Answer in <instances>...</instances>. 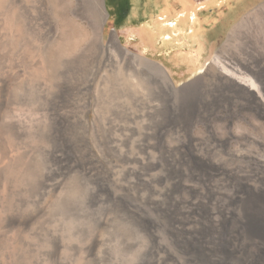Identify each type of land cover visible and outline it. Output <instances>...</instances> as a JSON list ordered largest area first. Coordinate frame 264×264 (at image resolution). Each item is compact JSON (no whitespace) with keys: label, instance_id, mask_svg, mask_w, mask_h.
Returning <instances> with one entry per match:
<instances>
[{"label":"rangeland","instance_id":"374dc122","mask_svg":"<svg viewBox=\"0 0 264 264\" xmlns=\"http://www.w3.org/2000/svg\"><path fill=\"white\" fill-rule=\"evenodd\" d=\"M192 1L203 12L195 17L194 39L186 43L174 33L167 40L169 30L161 33L157 18L168 7L176 10L172 0H0L2 95L14 98L10 108L22 123L46 126L53 123L47 109L69 94L55 106L68 114L64 123L82 127L89 139L98 127L106 129V159L143 154L156 142L153 131L159 120H154L152 105L166 80L174 98L205 96L213 92L215 76L246 87L249 83L240 78L251 80L264 72V0H219L206 8L204 0ZM119 7L126 11L116 16ZM187 8L180 12L188 17ZM146 29L150 37L141 39L139 32ZM216 58L233 78L214 67ZM253 112L251 124L217 121L214 134L200 126L193 135L197 141L255 154L256 142L264 143V116ZM164 141L176 144L178 138ZM93 153L97 155L96 147ZM76 201L78 208L56 211L63 237L71 239V245L59 248L56 264H76L78 255L86 264H155L146 240L107 204L83 207L82 195ZM14 234L0 230L4 239ZM29 237L36 242L33 254L39 264H48L44 252H37V239ZM1 248L0 264H5Z\"/></svg>","mask_w":264,"mask_h":264},{"label":"bare ground","instance_id":"6f19581e","mask_svg":"<svg viewBox=\"0 0 264 264\" xmlns=\"http://www.w3.org/2000/svg\"><path fill=\"white\" fill-rule=\"evenodd\" d=\"M213 63L234 77L220 59ZM215 77L210 95L179 98L166 80L152 105L155 144L111 159L106 129L89 139L82 127L64 123L68 114L55 106L69 94L47 109L52 124L28 126L15 117L14 98L2 95L0 83V230L15 233L0 235L5 264H39L30 235L37 252L56 264L59 248L71 245L56 211L78 208L80 195L83 207L107 204L146 240L155 264H264V143L256 142L254 154L193 135L200 126L214 134L217 121L251 124L254 110L264 116V72L240 78L246 87ZM173 135L178 142L165 143ZM76 264L85 258L78 255Z\"/></svg>","mask_w":264,"mask_h":264},{"label":"crops","instance_id":"0c3cea01","mask_svg":"<svg viewBox=\"0 0 264 264\" xmlns=\"http://www.w3.org/2000/svg\"><path fill=\"white\" fill-rule=\"evenodd\" d=\"M219 0H204L203 2V7L206 8L208 5L213 4L215 2H218ZM172 6L176 7V10L169 11L166 14H163L162 17H158L157 19L160 21L161 24V30L164 35L165 31H168V37L167 40L171 41L172 39V34L174 33L177 40L180 39V42H186L189 40L191 41L195 37V17L196 18H201V13L203 10H195L196 8V2H193L192 0H172ZM185 7L187 8V11L189 13L188 17L186 16L187 13H181L180 10L184 9ZM173 21V22H172ZM164 24V25H163ZM167 24V25H166ZM181 25H183L181 27ZM153 31V27L149 29V31ZM144 32V33H142ZM140 33V38L143 36V38L149 39L150 35L146 30H142ZM181 35V38L179 37ZM179 37V39H178ZM186 38L187 40H182V38ZM142 39V38H141ZM188 41V42H189ZM145 42V41H144ZM150 41L145 42L146 44H152ZM174 43V42H173Z\"/></svg>","mask_w":264,"mask_h":264},{"label":"trees","instance_id":"16d2710c","mask_svg":"<svg viewBox=\"0 0 264 264\" xmlns=\"http://www.w3.org/2000/svg\"><path fill=\"white\" fill-rule=\"evenodd\" d=\"M123 11L125 12L126 10L125 9H122V8H118V9H115V13H114V15L116 14V13H123ZM116 16H117V14H116ZM120 18H122V17H117L116 19H115V21H117V20H119ZM114 21V22H115Z\"/></svg>","mask_w":264,"mask_h":264}]
</instances>
